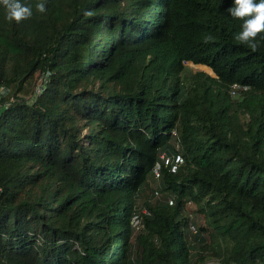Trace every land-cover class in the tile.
<instances>
[{
  "label": "trees",
  "instance_id": "1",
  "mask_svg": "<svg viewBox=\"0 0 264 264\" xmlns=\"http://www.w3.org/2000/svg\"><path fill=\"white\" fill-rule=\"evenodd\" d=\"M37 2L0 6V264H264V39L234 0ZM163 154L175 203L140 204Z\"/></svg>",
  "mask_w": 264,
  "mask_h": 264
},
{
  "label": "clouds",
  "instance_id": "2",
  "mask_svg": "<svg viewBox=\"0 0 264 264\" xmlns=\"http://www.w3.org/2000/svg\"><path fill=\"white\" fill-rule=\"evenodd\" d=\"M7 13L9 21L21 22L33 16L31 4L21 3V0H0ZM35 8L40 13L47 11V0H38ZM235 20L242 21L240 31L234 36L235 41L247 46L253 52L261 46L260 40L264 39V0H234V4L228 10ZM92 13H88L91 15ZM211 34L204 36V42L214 41ZM10 90L0 88V94L6 95Z\"/></svg>",
  "mask_w": 264,
  "mask_h": 264
},
{
  "label": "rangeland",
  "instance_id": "3",
  "mask_svg": "<svg viewBox=\"0 0 264 264\" xmlns=\"http://www.w3.org/2000/svg\"><path fill=\"white\" fill-rule=\"evenodd\" d=\"M194 72L196 71H209L206 67H203V66H192V65H189ZM45 79V77L43 76H40L38 75L35 80L33 81V84L32 86L30 87L31 89V92L34 90H37L39 91L40 90V87H41V83L42 81ZM32 95H26V99L28 100H31ZM3 97H8V92L6 95H3V94H0V99L3 98ZM10 100V99H9ZM7 100V101H9ZM12 103V102H11ZM161 189V185H160V182L159 181H156L154 179H151V181L149 182V186L146 190H144L142 193H140L139 195V203L142 204L144 201H148V202H152V203H155V202H159L161 200H164L166 199L168 201V198L171 197L169 194H163L162 191L160 192L159 190ZM156 191H159L160 192V195L159 196H156L155 195V192ZM188 207V211L185 212V215L188 216L191 212V210L193 209V207H190V205L187 206ZM135 224V222H134ZM137 225V224H135ZM207 264H217L216 261L212 260V261H209Z\"/></svg>",
  "mask_w": 264,
  "mask_h": 264
},
{
  "label": "built area",
  "instance_id": "4",
  "mask_svg": "<svg viewBox=\"0 0 264 264\" xmlns=\"http://www.w3.org/2000/svg\"><path fill=\"white\" fill-rule=\"evenodd\" d=\"M235 89H242V90L244 89L245 90L246 87L238 86V87H235ZM183 162H184V159L180 154H177L174 157H169L166 154L161 155L160 156V162L155 165V167L153 168V171H152L154 179L156 181H160V176H161V172H162L163 168H170L171 172L175 173L178 170V168L183 164ZM155 195L159 196L160 192L156 191ZM174 203H175V199L173 197H169L168 198V204L170 206H173ZM144 213H147V212L144 211ZM134 222H135V224H138L139 220L135 217ZM190 230L193 233L197 232L196 228L192 224H190Z\"/></svg>",
  "mask_w": 264,
  "mask_h": 264
}]
</instances>
